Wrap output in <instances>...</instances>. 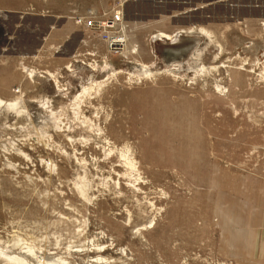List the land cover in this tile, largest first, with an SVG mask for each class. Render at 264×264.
<instances>
[{
  "label": "rangeland",
  "instance_id": "obj_1",
  "mask_svg": "<svg viewBox=\"0 0 264 264\" xmlns=\"http://www.w3.org/2000/svg\"><path fill=\"white\" fill-rule=\"evenodd\" d=\"M35 3L0 0V99L18 102L0 106V264H244L264 225V0H126L122 53L90 29L43 44Z\"/></svg>",
  "mask_w": 264,
  "mask_h": 264
},
{
  "label": "crops",
  "instance_id": "obj_2",
  "mask_svg": "<svg viewBox=\"0 0 264 264\" xmlns=\"http://www.w3.org/2000/svg\"><path fill=\"white\" fill-rule=\"evenodd\" d=\"M36 0L35 7L41 13H50L53 19L50 26L55 32L57 31V38L52 40L42 37L41 42L46 41L50 44H60L61 39L73 35L75 32L84 33L88 28L75 23L74 17L76 15L96 14L100 15L106 13V16H111L113 8L118 2L126 0ZM43 17V15H41ZM77 32V33H78ZM65 34V37L63 35ZM86 39H82L85 41ZM240 219V217H237ZM236 219V218H235ZM238 221V219H237ZM260 222L255 229L251 226L249 233H245V247L237 249L239 256H242L244 264L250 262L251 264H264V225ZM263 227V228H262ZM261 229V230H260ZM248 232V231H247ZM236 244V243H235ZM245 250L242 254V250Z\"/></svg>",
  "mask_w": 264,
  "mask_h": 264
},
{
  "label": "built area",
  "instance_id": "obj_3",
  "mask_svg": "<svg viewBox=\"0 0 264 264\" xmlns=\"http://www.w3.org/2000/svg\"><path fill=\"white\" fill-rule=\"evenodd\" d=\"M118 4L121 5L122 2H118ZM120 16L122 15L120 14ZM74 20L76 24L96 31L100 38L106 43L108 49L111 51H116L119 49L118 47L120 45H117V42H123L122 39H124V37L122 36V33H120V30H108L109 28H117L118 24L120 25L119 22L121 19L117 18L116 15H114L112 18L106 16V13H102L100 15L89 14L88 16L76 15ZM119 29H121V25L119 26Z\"/></svg>",
  "mask_w": 264,
  "mask_h": 264
},
{
  "label": "bare ground",
  "instance_id": "obj_4",
  "mask_svg": "<svg viewBox=\"0 0 264 264\" xmlns=\"http://www.w3.org/2000/svg\"><path fill=\"white\" fill-rule=\"evenodd\" d=\"M120 13V11H116V16L117 18H120V15H118ZM157 36H160L162 38H165V39H171V36L169 34H166L164 32H159V34ZM122 43H118L117 42V45H120L118 48V52L119 53H122V52H125L127 51V47H126V39H122ZM122 50V51H121ZM134 51V50H133ZM135 52V51H134ZM48 74H50L48 72ZM104 82V81H103ZM100 83V82H99ZM98 82H91V83H87L86 85H83L81 87V92L78 94V96H75L74 99L72 100V106H76L77 107V101L76 99L78 98L79 100H81L85 95H87L89 93V91L92 89L93 85H98L99 84ZM17 101H5V100H2L0 99V106H3L5 108H15L16 105H17ZM19 111V110H18ZM73 111V110H72ZM74 113V111H73ZM48 117H45L44 120H48L50 121L51 123L54 122V124L57 123V121L59 120V118H56L54 116V113L51 112V114H47ZM69 126V125H68ZM71 136V135H69ZM72 137V136H71ZM4 253V252H3ZM7 256L8 258L12 259L14 262L18 263V264H25V260L22 259V258H18V257H11V256H8V255H5Z\"/></svg>",
  "mask_w": 264,
  "mask_h": 264
}]
</instances>
